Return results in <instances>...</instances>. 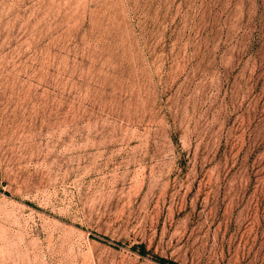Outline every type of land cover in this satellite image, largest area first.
Instances as JSON below:
<instances>
[{
  "label": "rangeland",
  "instance_id": "1",
  "mask_svg": "<svg viewBox=\"0 0 264 264\" xmlns=\"http://www.w3.org/2000/svg\"><path fill=\"white\" fill-rule=\"evenodd\" d=\"M0 264H264V0H0Z\"/></svg>",
  "mask_w": 264,
  "mask_h": 264
}]
</instances>
